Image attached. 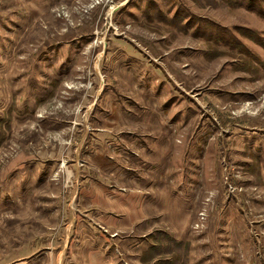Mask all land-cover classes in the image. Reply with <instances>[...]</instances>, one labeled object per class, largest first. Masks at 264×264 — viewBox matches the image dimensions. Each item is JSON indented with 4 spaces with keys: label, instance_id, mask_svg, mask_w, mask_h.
Here are the masks:
<instances>
[{
    "label": "rangeland",
    "instance_id": "obj_1",
    "mask_svg": "<svg viewBox=\"0 0 264 264\" xmlns=\"http://www.w3.org/2000/svg\"><path fill=\"white\" fill-rule=\"evenodd\" d=\"M0 264H264V0H0Z\"/></svg>",
    "mask_w": 264,
    "mask_h": 264
}]
</instances>
